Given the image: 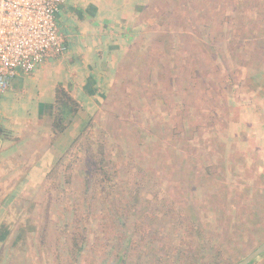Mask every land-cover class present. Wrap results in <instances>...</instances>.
Wrapping results in <instances>:
<instances>
[{
	"label": "rangeland",
	"instance_id": "1",
	"mask_svg": "<svg viewBox=\"0 0 264 264\" xmlns=\"http://www.w3.org/2000/svg\"><path fill=\"white\" fill-rule=\"evenodd\" d=\"M67 2L68 0L62 6ZM116 2L118 3L117 6L120 7L121 5L122 8L120 11L114 10V15L118 18L112 21L113 25L111 27H106V31L110 33L106 34V38L109 37L110 40L105 39L104 42L107 48L102 52L100 51L95 57L85 58L93 64L90 69H88L87 63H80V61L79 67L73 69V77L80 76L81 83L91 76L95 79L94 81L98 80V90L105 97L102 98L98 94L86 106L83 103L86 111L80 113L76 118L70 133L73 135L82 130L81 137L83 138L78 137L79 133L77 136L78 143L63 156L60 166L49 171L46 183L39 187L40 201L37 203L35 201L20 203L23 205L22 208L20 204L17 206L24 210L23 212L29 214L24 219L25 227L32 226V230L36 229L38 232L25 235L24 242L18 243L19 245L16 246L13 244V240L0 244V261H27V264H29V261H48L46 254L49 256V261H56L54 258L56 253L64 261H72L71 258L75 257L76 253L68 254L70 248L69 236L72 232L79 233L78 230H75L78 224L79 212L73 206L76 205L79 196L82 197L81 200L87 198L90 204L92 195V190L85 187L90 190L86 192L85 196H82L83 186L80 179L76 178L79 174L77 171L83 169L87 155H96L101 146L105 147L103 144L105 142L107 151H113L111 156L114 163L118 166L123 165V169L128 170L124 176L122 175L123 182L128 180L131 183L128 189H133L134 185L132 183L137 181L136 184L141 185L142 199L150 200L148 210L144 213L145 216L140 219L130 217L128 221L129 224L132 220L140 222V235H145L140 242L141 257L139 261L141 264H143V261H164L157 258L159 256L156 252L157 245L155 243L157 242L156 238L160 237L159 234L161 233H163L164 238L171 240L172 246H180L179 241L182 237H185L186 232L184 230L180 232L178 229H185L187 222L190 221L189 217H191L188 216V212L182 209V203L187 202V206H195L199 201L205 203L206 200H214L216 197L220 199L225 197L224 204H226V208L220 209L217 203L215 206L206 204L204 207L197 209L202 219H204L202 215H206L205 221L208 228L202 227L201 229L206 240L203 239V235H196V233H190L186 236L185 242L187 240L190 246L188 248L191 249H187L191 259L188 261H193L199 255L202 261H213V258L217 257L214 251L216 248H220V240L225 233L224 228L227 226H230L231 231L234 232L229 235L234 240L228 248L224 249L223 260L218 257L216 261L242 260L264 242V230L260 232L261 229H258V227L256 230V222L247 227L244 234H240V231L241 233L244 231L242 225H237L241 224L240 217L248 218L250 216L252 220L262 218L264 221V89L260 90L261 85H264V83L257 72L253 70L251 72L254 79L253 84L245 87L242 85V80H239L238 86L234 87L232 92L226 88L225 94L230 93L234 95V98L228 102L229 104L223 110V114L221 113L220 121L214 128H210L209 125H207V128L205 126L204 132L200 133L202 134L201 138H196L195 136L199 133L196 134L194 140L190 143L192 145V148H190L191 154L189 156L184 154L181 141L172 136L177 128L169 131L179 123L180 113L177 112L176 106L180 105H178L177 88L174 86L171 90L168 85L169 80L174 75L172 65L175 66V62L174 64L171 63L172 57H168L169 53L165 51V53H161L162 44H159V41L164 38L162 27L157 24L158 21L156 20L158 13H160L159 0H116ZM143 5H146L144 10H142ZM120 14L124 18H119ZM58 26L67 46L66 52L60 57L47 61L30 74H19L17 76L18 79H22V88L27 87V90L30 88L39 89L41 96L36 97L34 91L33 96L29 97L25 89L21 98H24V96L29 97L30 105L27 106L26 110L28 114L26 119L29 121L28 130L32 133H42L45 136L46 127L49 126L45 124L49 121L52 122V119H47L42 114H36L35 108L37 110L38 107L35 106L38 100H49L50 102L52 99L51 90L62 79V73L61 70L57 69L56 71H60V73L54 75V79H39L38 76L32 79V77L34 74L37 75V72L46 71L53 66L54 68L64 67L70 47L68 45L69 41L66 42L64 39L59 20ZM157 43L161 48L157 46ZM68 59L69 57L67 61ZM204 62V60H201L198 65L202 67ZM215 71L219 70L207 72ZM217 77L218 74L216 80H218ZM50 80H52V83L47 85L50 88L49 91H47L46 85L41 88L40 83L42 81L47 82ZM12 91H16L13 86ZM3 96L0 97V101L4 99ZM166 105L169 109L165 108ZM233 108L237 111H233L234 115L231 116L229 110L231 111ZM87 112L92 114L86 121L85 115ZM118 115L122 116H120V120L115 118ZM133 116L140 123L156 124L155 129L152 128L151 142L157 146L150 160H148L147 166L149 165V167H146V169L150 168V170L145 178H136L135 175H131L133 170L130 168L139 163V157L135 153V145L138 140L134 136L136 133L129 125L134 122ZM232 117L233 119H231ZM148 119L150 121H147ZM123 120L124 123H122ZM97 128L102 131L97 132ZM163 128L165 131H163ZM131 132L134 134H131ZM145 133L148 137L150 136L148 132ZM170 133H172L171 137L169 136ZM140 137L144 139L145 136L142 133ZM41 144L44 149L43 142ZM213 144H217L222 149L216 150ZM223 146L228 149H223ZM81 149L84 150L83 153ZM116 151H121L120 158H118ZM182 167L185 168L184 172ZM203 169H210L212 178L202 180L200 184H196L193 179L192 187L196 192H186L190 190L188 186L191 185V181L189 179L197 174H203ZM70 172L73 173L72 177L69 175ZM152 174H154V177L151 176ZM67 176L71 179L69 184L66 183ZM180 177H184L183 180L186 184L179 183ZM156 192L161 200L170 201L174 209L170 211L163 210L169 206L168 202L160 212L156 211L157 204L154 203L153 198ZM185 192L186 194L183 196ZM49 197H51L52 205L49 216L51 222L49 227L47 225L43 227L42 222L45 215H47L45 209ZM152 198L154 201H151ZM178 203L180 204L178 205ZM246 204L249 207L245 208ZM184 206L186 207L185 204ZM153 212L158 214L152 220L150 214ZM215 214L218 216L223 214L222 220L219 224H208L212 219H215ZM231 221L239 223H230ZM54 225L55 229L56 227L58 229L55 237L60 236L58 246L51 234ZM174 228L178 229L174 230ZM46 230H49L48 233ZM131 232L132 230L128 227H124L122 230L125 237H129ZM41 233L45 236L44 245H46L41 251L42 254L35 250L36 247H31L32 240L35 242L38 234L42 235ZM150 240L153 241L151 246L148 245ZM207 241L210 243L208 246L204 245ZM107 243L112 248L114 239ZM18 246L21 247L18 248ZM53 247H57V250L53 251ZM202 247H204V250L201 251ZM145 248L147 249L146 252ZM105 250L107 251V248ZM17 253L25 255V258L16 260ZM102 256L103 254L98 255V258L100 259ZM104 259L108 261V257H104ZM85 260L90 261L89 256ZM135 262L139 263L138 261ZM83 263L84 261L80 262V264ZM252 264H264V254L260 255Z\"/></svg>",
	"mask_w": 264,
	"mask_h": 264
},
{
	"label": "trees",
	"instance_id": "2",
	"mask_svg": "<svg viewBox=\"0 0 264 264\" xmlns=\"http://www.w3.org/2000/svg\"><path fill=\"white\" fill-rule=\"evenodd\" d=\"M159 3L160 13H158L156 20L158 21L157 24L162 27V36H164L159 41V44H162L161 53H169L168 57H172L171 63L174 64L175 62V66L172 65L174 75L169 80L168 85L171 90L174 86L177 88L178 105H180L176 106L177 112L180 113L179 123L169 131L177 128L172 136L176 140L181 141L182 152L189 156L191 154L190 148H192L190 143H192L195 137H202L200 133L204 132L205 126L207 128V125H209L210 128H214L218 124L221 113L223 114V110L229 104L228 102L234 98V95L230 93L225 94L226 88L232 92L233 88L238 86L239 80H242V85L245 87L250 86L254 83L251 73L253 70L257 72L264 83V0H159ZM144 8H146V5H143L142 10ZM167 38L168 40H166ZM159 44L157 43V46ZM159 47L161 48V46ZM201 60L205 61L202 63V67L198 65V62ZM212 70L219 71L207 72ZM217 74L218 80H216ZM263 89L264 85H261L260 90ZM87 93L95 95L97 91L90 88L87 90ZM101 97L104 98L105 96ZM80 108L81 106L77 99L62 85H57L53 98L51 135L56 137L64 132L78 116ZM165 108L169 109L168 105ZM233 111H237V109L233 108L231 111L229 110L231 116L234 115ZM120 116L118 115L115 118L120 120L122 117ZM89 118L87 117L86 121ZM132 119H134V122H131L129 125L132 127L133 132L136 133L134 136L138 140L135 145V153L139 157V163L130 168L133 170L131 175H135L136 178H145L150 170V168L146 169V167H149V165L147 166L148 160H150L157 146L151 142L152 128L155 129L156 124L151 125L149 122L140 123L136 121L137 118L134 116ZM124 120L122 123H124ZM147 121L150 120L148 119ZM96 131L101 132L102 130L97 128ZM163 131H165L164 128ZM133 132L131 134H134ZM145 132H148L150 136L148 137ZM142 133L145 136L144 139L140 137ZM198 133L199 135H196ZM82 134L83 131L81 130L78 137L83 138L81 137ZM171 134H169L170 137ZM78 137L73 140L70 147L57 159L50 170L60 166L63 156L71 147L78 143ZM103 144L105 147L101 146L96 155H87L83 169L77 171L79 174L76 178L80 179V183L83 186L82 196H85L86 192L90 189L92 190V195L90 204L87 198L81 200L82 197L79 196L76 200V205L73 206L79 212L78 224L75 227V230H78L79 233L72 232L70 236L69 234L67 235L70 240V253L68 252V254L76 253L75 257L71 258L72 261H64L56 253L54 257L56 261H49V256L46 254L48 261H35V264H80L81 261H84L83 264H95L99 262V264H137L135 261L141 264L139 261L141 257L140 242L144 239L145 235H140V222L132 220L129 224L128 221L130 217L140 219L145 216L144 213L148 210L150 200L142 199L140 193L141 185H137V181L132 183L134 185L133 189H128L131 183L128 180L126 182L122 181V175L124 176L128 170L123 169V165L118 166L114 163V159L111 156L113 151H107L106 142ZM213 146L216 150L222 149L217 144H213ZM223 149H225V146H223ZM81 152L83 153L84 150L81 149ZM116 153H118V158H120L121 151H116ZM187 159L189 158L187 157ZM203 170V174H197L192 179H189L191 181V185L188 186L190 190L186 191L184 189V191L195 193L196 190L194 189V191V187H192L193 179L196 184H200L202 180L211 177L210 169H206L207 171ZM184 171L185 168L183 169ZM72 174V172L69 173L71 177ZM151 176L154 177V174ZM179 179V183L186 184L185 180H183L184 177H180ZM69 180L71 179L67 176L66 183L69 184ZM85 187L90 189L87 190ZM186 192L183 196H185ZM50 198L47 199L48 202L46 203L45 210L47 215L43 219V227L46 225L49 227L51 222L49 218L52 207ZM153 198L151 201L157 204V207H155L156 211L160 212L168 202L169 206L163 210L170 211L174 209L171 206L173 204L166 199L161 200L157 192ZM215 199L206 200L205 203L199 201L195 206H187L186 202L184 203L185 207L182 203V209L188 212V216L191 217H189L190 221L185 226L186 230L174 228V230L178 229L180 232H183V230L186 232L185 237H182L181 241H179L180 246H172L171 240L164 238L163 233H161L159 234L160 237L156 238L157 242L155 243L157 245L156 252L159 256L157 258L164 261H143V264L238 263L240 260L216 261L218 257L223 260L224 249L228 248L229 244L234 240L229 237V235L234 233L231 231L230 226L224 228L225 233L221 237L220 248H216L214 251L217 257L213 258V261H202L200 255L199 257H195L196 259L193 261H188L191 259L187 253V249H191L188 248L190 246L187 240L185 242L186 236L190 233L203 235L204 233L201 232L202 227L208 228L205 221L206 215H202L204 218L202 219L197 209L204 207L206 204L215 206L217 203L220 209L226 208V204H224L225 197H222V199L216 197ZM146 205L148 206L146 207ZM244 207L249 206L246 204ZM157 214L155 212L150 214L152 220ZM222 217L223 214L216 215L215 219H212L208 224H219ZM240 218L243 222L241 221V224L237 225H242V230H244L242 233L240 231V234H244L247 227L254 222H256V230L257 227L261 229L260 232L264 230L262 218H256L255 220H252L250 216L248 218ZM230 223L236 224L239 222L231 221ZM124 227L132 230L129 237H125L122 234ZM28 230H32V226ZM57 230V227L55 229L54 225L51 234L54 236L56 245L58 246L60 236L55 237V234L58 233ZM48 231L46 230L47 233ZM34 232H38V230L34 229ZM24 233L18 234L14 244L23 240L25 237ZM41 234H38L36 239L38 247L35 246L40 253L46 246L44 245L45 236L43 233ZM6 236L4 234L0 235V242L4 241ZM202 237L206 240L205 235ZM111 239H114L112 248L107 243ZM152 244L153 241L150 240L148 245L151 246ZM208 244L210 243L207 241L204 245L208 246ZM106 248L107 251L105 250ZM52 249L56 251L57 247H53ZM146 250L145 248V252ZM202 250H204V247L201 248ZM102 254V258L99 259L98 255L101 256ZM87 256H89L90 261L85 260ZM104 257H108V261H105Z\"/></svg>",
	"mask_w": 264,
	"mask_h": 264
},
{
	"label": "crops",
	"instance_id": "3",
	"mask_svg": "<svg viewBox=\"0 0 264 264\" xmlns=\"http://www.w3.org/2000/svg\"><path fill=\"white\" fill-rule=\"evenodd\" d=\"M117 5L116 0H68L67 4L61 7L58 20L64 39L66 42L69 41L68 45L70 48L67 54L69 59L68 61V57L65 59L64 67L55 66L56 68H54L53 66L46 71L37 72V75L34 74L32 77V79L36 78V76L39 79H54L55 77L53 76L60 73V71H56L57 69L61 70L62 73V79L51 90L52 99L50 102L49 100L37 101L35 106L38 107L37 110L35 108L36 114H42L43 117L52 119L54 90L57 85H62L77 99L81 106L79 114L86 111L84 110V105L86 106L92 98L97 97L98 94V96L103 95L98 90V80L94 81L95 79L91 76L81 83L80 76L73 77V69L74 67H79L81 62L87 63L89 67L87 68L90 69L93 64L85 58L95 57L100 51L102 52L107 48L104 42L105 39L110 40L109 37L106 38V34L110 33L106 31V27H111L113 25L112 21L118 18L115 17L114 10L120 11L122 7ZM119 18L122 19L124 16L120 14ZM16 78L11 82L8 92L3 96L4 99L0 101V235H7L0 244L12 240L14 244L18 234H23V232H25L24 235L35 233L33 230L30 232L27 229L29 227H25L24 219L29 214L20 209L23 206L20 203H32L33 201L37 203L40 201L38 195L40 192L39 187L46 183L48 171L80 133L78 131L73 135L70 134L79 114L73 123L56 137L51 135V121L45 124L49 125L46 127V136L42 133L38 134V132L32 133L29 131V121L26 119L28 117L26 113L27 106L30 105L28 98L33 96L34 91L36 97L41 95L39 89L30 88L27 90L26 86H24L26 88H22V79ZM51 83L52 80L42 81L40 85L41 88L46 85L47 91H49L50 88L47 85ZM12 86L16 91H12ZM90 88L95 89L97 93L89 95L87 90ZM25 89L29 97L24 96V98H21ZM25 94L27 95V93ZM91 114L87 112L85 115L86 119ZM42 142L44 149L42 148ZM19 204L20 207H17ZM23 239H26V236ZM33 241L31 242V247H38V243ZM22 242L24 241L22 240L19 243ZM17 244L14 245L16 246ZM20 247L18 246V248ZM35 250L38 251L36 248ZM15 258L16 260H22L25 255L17 253ZM5 262L0 261V264ZM5 264H27V261H7ZM29 264H35V262L29 261Z\"/></svg>",
	"mask_w": 264,
	"mask_h": 264
},
{
	"label": "built area",
	"instance_id": "4",
	"mask_svg": "<svg viewBox=\"0 0 264 264\" xmlns=\"http://www.w3.org/2000/svg\"><path fill=\"white\" fill-rule=\"evenodd\" d=\"M65 2L0 0V97L18 74H30L66 52L58 26Z\"/></svg>",
	"mask_w": 264,
	"mask_h": 264
},
{
	"label": "water",
	"instance_id": "5",
	"mask_svg": "<svg viewBox=\"0 0 264 264\" xmlns=\"http://www.w3.org/2000/svg\"><path fill=\"white\" fill-rule=\"evenodd\" d=\"M262 254H264V242L261 243L255 250L250 252L245 258H243L236 264H251Z\"/></svg>",
	"mask_w": 264,
	"mask_h": 264
}]
</instances>
